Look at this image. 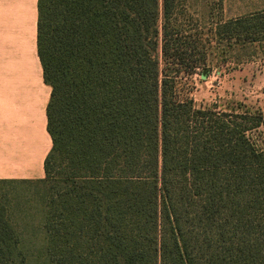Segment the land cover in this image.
<instances>
[{
  "label": "trees",
  "instance_id": "obj_1",
  "mask_svg": "<svg viewBox=\"0 0 264 264\" xmlns=\"http://www.w3.org/2000/svg\"><path fill=\"white\" fill-rule=\"evenodd\" d=\"M177 11L37 1L52 145L43 177L0 179V264H264V113L196 107L183 81L229 49L264 55V7L207 45Z\"/></svg>",
  "mask_w": 264,
  "mask_h": 264
},
{
  "label": "crops",
  "instance_id": "obj_2",
  "mask_svg": "<svg viewBox=\"0 0 264 264\" xmlns=\"http://www.w3.org/2000/svg\"><path fill=\"white\" fill-rule=\"evenodd\" d=\"M37 1L0 0V179L43 177L52 145L46 127L51 88L37 54Z\"/></svg>",
  "mask_w": 264,
  "mask_h": 264
},
{
  "label": "rangeland",
  "instance_id": "obj_3",
  "mask_svg": "<svg viewBox=\"0 0 264 264\" xmlns=\"http://www.w3.org/2000/svg\"><path fill=\"white\" fill-rule=\"evenodd\" d=\"M177 3L175 18L178 24L186 31L201 29L199 41L206 45L211 37L207 28L216 21L264 7V0H177ZM225 42L223 39L221 43ZM204 68L205 75H202ZM183 81L196 107L216 104L217 109H225L232 101H242L261 109L258 103L261 101L264 109V97L260 95L264 87V55L259 49L251 55L229 49L217 61L207 62L204 67L185 75ZM257 134L258 130L251 132L253 138Z\"/></svg>",
  "mask_w": 264,
  "mask_h": 264
},
{
  "label": "water",
  "instance_id": "obj_4",
  "mask_svg": "<svg viewBox=\"0 0 264 264\" xmlns=\"http://www.w3.org/2000/svg\"><path fill=\"white\" fill-rule=\"evenodd\" d=\"M205 71H206V69L204 70V72H203V74L202 75H205L204 73H205Z\"/></svg>",
  "mask_w": 264,
  "mask_h": 264
}]
</instances>
